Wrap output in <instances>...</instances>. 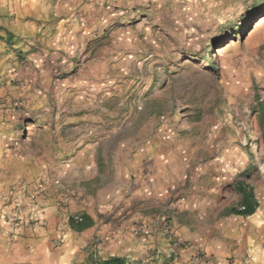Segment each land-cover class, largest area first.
I'll list each match as a JSON object with an SVG mask.
<instances>
[{
	"label": "rangeland",
	"instance_id": "obj_1",
	"mask_svg": "<svg viewBox=\"0 0 264 264\" xmlns=\"http://www.w3.org/2000/svg\"><path fill=\"white\" fill-rule=\"evenodd\" d=\"M263 79L264 0H0V264H175L172 221L216 209L264 264Z\"/></svg>",
	"mask_w": 264,
	"mask_h": 264
},
{
	"label": "crops",
	"instance_id": "obj_2",
	"mask_svg": "<svg viewBox=\"0 0 264 264\" xmlns=\"http://www.w3.org/2000/svg\"><path fill=\"white\" fill-rule=\"evenodd\" d=\"M73 194L76 196V200L80 195L82 196L81 192L75 194V191H73ZM83 196L80 199L81 202L90 200L89 195L87 197ZM149 197V188L146 189L144 186L136 187L130 191L128 190L125 196L118 193L110 205L103 209H98V214H110L112 217L120 215L121 217L130 218L129 215L132 212L129 208L130 202L140 200L144 201L142 203L144 205ZM88 202L91 205V201ZM90 205H88L87 209L84 207V211L92 215L94 213ZM143 205H137L138 207L133 210L134 215L138 217L145 216L142 211L146 206L144 207ZM124 209H126V214L123 213ZM206 213L207 211L203 210V216L200 217V220H191L189 218L186 221H177L176 219L172 221V229L179 242L183 243L185 247L179 250V256L176 258L175 264L184 262L198 252L201 253V264H226L230 257H241L247 249L250 250L251 233H248L247 225L235 226L226 217L220 219L218 209L210 215V218L206 216ZM192 214V212H187V217H191ZM246 217L248 218V216Z\"/></svg>",
	"mask_w": 264,
	"mask_h": 264
},
{
	"label": "trees",
	"instance_id": "obj_3",
	"mask_svg": "<svg viewBox=\"0 0 264 264\" xmlns=\"http://www.w3.org/2000/svg\"><path fill=\"white\" fill-rule=\"evenodd\" d=\"M253 7H255V9H257L259 7V5L257 4V2H253ZM212 64L210 66V68H213ZM256 99L257 101H260L259 96L256 95ZM238 192L241 194V200H240V206L243 207V209H231V213L233 214H238V215H242V216H250L252 215L257 207V202L254 198L253 195V190L250 186H247L244 183H241L240 185H238L237 187ZM83 222L79 223V222H74V220H70V226L74 229H76L77 231H82L85 228L89 227L91 225L90 222V218L89 216H87L86 214H83ZM92 264H128L126 259L120 256H110L108 258H97V260L95 262H93Z\"/></svg>",
	"mask_w": 264,
	"mask_h": 264
},
{
	"label": "built area",
	"instance_id": "obj_4",
	"mask_svg": "<svg viewBox=\"0 0 264 264\" xmlns=\"http://www.w3.org/2000/svg\"><path fill=\"white\" fill-rule=\"evenodd\" d=\"M239 209H243V207L242 206H240L239 207ZM80 219V218H79ZM198 255V256H197ZM201 253L200 252H198L195 256H194V259H193V261H192V263L193 264H201ZM227 264H235L234 262H230V261H228V263Z\"/></svg>",
	"mask_w": 264,
	"mask_h": 264
},
{
	"label": "bare ground",
	"instance_id": "obj_5",
	"mask_svg": "<svg viewBox=\"0 0 264 264\" xmlns=\"http://www.w3.org/2000/svg\"><path fill=\"white\" fill-rule=\"evenodd\" d=\"M223 49H220L218 52L221 53Z\"/></svg>",
	"mask_w": 264,
	"mask_h": 264
}]
</instances>
